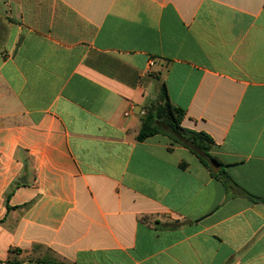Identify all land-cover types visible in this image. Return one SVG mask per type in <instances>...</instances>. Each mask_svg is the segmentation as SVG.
Returning a JSON list of instances; mask_svg holds the SVG:
<instances>
[{"label": "crops", "instance_id": "crops-1", "mask_svg": "<svg viewBox=\"0 0 264 264\" xmlns=\"http://www.w3.org/2000/svg\"><path fill=\"white\" fill-rule=\"evenodd\" d=\"M263 198L264 0H0V264H264Z\"/></svg>", "mask_w": 264, "mask_h": 264}, {"label": "trees", "instance_id": "trees-1", "mask_svg": "<svg viewBox=\"0 0 264 264\" xmlns=\"http://www.w3.org/2000/svg\"><path fill=\"white\" fill-rule=\"evenodd\" d=\"M184 116L185 112L171 103L167 88L162 84L157 103L149 106L142 117V125L137 139L144 141L158 134L168 135L177 143H182L188 147L214 176L228 185L231 182L229 174L224 170L215 173L211 167L210 161L220 164L209 153L213 140L204 132L183 128L181 123ZM258 200L264 203V198Z\"/></svg>", "mask_w": 264, "mask_h": 264}, {"label": "water", "instance_id": "water-1", "mask_svg": "<svg viewBox=\"0 0 264 264\" xmlns=\"http://www.w3.org/2000/svg\"><path fill=\"white\" fill-rule=\"evenodd\" d=\"M211 167L214 169L215 172H218L220 170V167L215 163H211Z\"/></svg>", "mask_w": 264, "mask_h": 264}]
</instances>
